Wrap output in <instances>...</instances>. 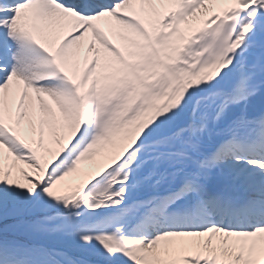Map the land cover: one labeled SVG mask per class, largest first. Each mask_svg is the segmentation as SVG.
Wrapping results in <instances>:
<instances>
[{"label":"snow or ice","instance_id":"obj_1","mask_svg":"<svg viewBox=\"0 0 264 264\" xmlns=\"http://www.w3.org/2000/svg\"><path fill=\"white\" fill-rule=\"evenodd\" d=\"M0 264H264V0H0Z\"/></svg>","mask_w":264,"mask_h":264}]
</instances>
